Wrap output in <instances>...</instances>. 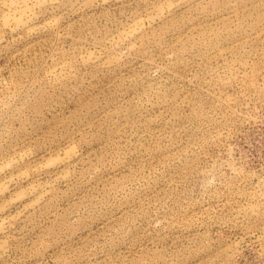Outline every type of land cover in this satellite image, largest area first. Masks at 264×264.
Returning a JSON list of instances; mask_svg holds the SVG:
<instances>
[{
	"label": "rangeland",
	"instance_id": "374dc122",
	"mask_svg": "<svg viewBox=\"0 0 264 264\" xmlns=\"http://www.w3.org/2000/svg\"><path fill=\"white\" fill-rule=\"evenodd\" d=\"M0 264H264V0H0Z\"/></svg>",
	"mask_w": 264,
	"mask_h": 264
}]
</instances>
